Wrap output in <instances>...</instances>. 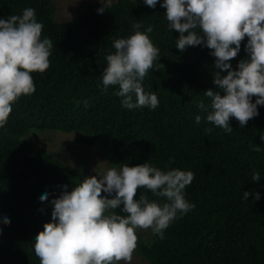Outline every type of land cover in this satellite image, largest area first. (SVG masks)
<instances>
[{
    "label": "trees",
    "instance_id": "trees-1",
    "mask_svg": "<svg viewBox=\"0 0 264 264\" xmlns=\"http://www.w3.org/2000/svg\"><path fill=\"white\" fill-rule=\"evenodd\" d=\"M28 6L36 9L44 24L42 35L54 47L49 68L32 73L36 91L13 103L0 129V264H40L34 237L51 219L53 197L64 190L62 185L71 190L83 179L75 166L24 138L31 130L46 128L80 131L84 144L106 149L115 163L147 160L195 173L185 189L195 207L165 229L164 239L153 235L138 242L149 264H264V105L243 127L231 117L230 133L207 121L197 102H207L205 89L217 87L212 78L220 71L215 57L207 46L178 49L179 32L168 28L159 2L152 8L141 0H115L103 13L96 11L100 2H94L60 22L53 0H0V17L20 14ZM137 19L144 27L154 26L149 35L160 48V60L142 82L145 91L158 95L155 109H127L116 95L118 86L110 85L107 92L97 87L105 56L115 50L113 40L129 35ZM246 40L231 58L233 68L247 56ZM253 170L260 172L259 181L251 180ZM246 189L250 194L243 199ZM252 190L261 193L259 200ZM44 191L49 196L41 201ZM140 191L138 186L137 198ZM145 191L149 199H165ZM4 215L10 224H3Z\"/></svg>",
    "mask_w": 264,
    "mask_h": 264
},
{
    "label": "clouds",
    "instance_id": "clouds-1",
    "mask_svg": "<svg viewBox=\"0 0 264 264\" xmlns=\"http://www.w3.org/2000/svg\"><path fill=\"white\" fill-rule=\"evenodd\" d=\"M141 2L152 8L159 2L165 9L168 28L179 32L175 40L178 49L207 46L215 57V68L220 71H214L212 78L217 87L205 89L207 102L203 98L197 102V107L207 112V121L230 133L231 117L243 127L259 115L258 105H264V0ZM112 3L113 0H100L96 11L103 13ZM131 27L129 35L113 40L115 50L105 56L106 65L97 87L107 92L110 85L118 86L116 95L127 109H155L160 103L158 95L145 91L142 83L161 56L159 46L149 35L154 26L144 27L143 21L137 19ZM43 28L31 6L20 14L0 17V129L7 124L13 103L36 91L32 73H42L51 64L54 44L50 37L42 35ZM245 37L247 56L233 68L231 58L241 51ZM201 119L199 113L195 115L197 124ZM261 148L257 144L255 150ZM95 173L85 176L71 190H67V184L62 185L64 190L53 197L51 219L34 237V252L40 264H130L139 229H150L164 239L165 229L195 207L185 195L186 186L195 177L191 169L161 168L145 160L134 165L113 163ZM260 178V172L253 170L251 180ZM138 186L141 191L137 198ZM145 190L165 199H149ZM249 194L250 190H243L242 198ZM252 195L254 200L261 197L255 190ZM48 196L44 191L39 199L43 201ZM2 222L7 225L11 220L4 215Z\"/></svg>",
    "mask_w": 264,
    "mask_h": 264
},
{
    "label": "rangeland",
    "instance_id": "rangeland-1",
    "mask_svg": "<svg viewBox=\"0 0 264 264\" xmlns=\"http://www.w3.org/2000/svg\"><path fill=\"white\" fill-rule=\"evenodd\" d=\"M53 1L56 4L54 17L60 22H68L75 15L85 11L91 3L100 2V0ZM24 138L36 143L52 156L75 166L81 172L83 178L87 175L96 174L95 171L106 170L115 163L111 153L106 149L84 144L83 134L80 131L65 132L60 129L46 128L31 130ZM153 235L150 229H139L138 242L148 241ZM119 264H127V262L120 261ZM130 264H149V260L136 248Z\"/></svg>",
    "mask_w": 264,
    "mask_h": 264
}]
</instances>
